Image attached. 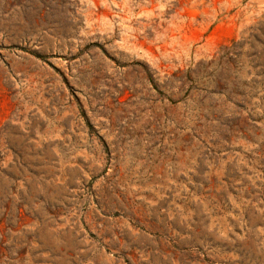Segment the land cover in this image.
<instances>
[{
  "label": "rangeland",
  "instance_id": "obj_1",
  "mask_svg": "<svg viewBox=\"0 0 264 264\" xmlns=\"http://www.w3.org/2000/svg\"><path fill=\"white\" fill-rule=\"evenodd\" d=\"M0 264H264V0H0Z\"/></svg>",
  "mask_w": 264,
  "mask_h": 264
}]
</instances>
